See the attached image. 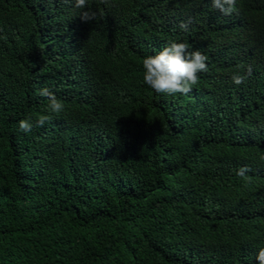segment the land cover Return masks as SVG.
I'll list each match as a JSON object with an SVG mask.
<instances>
[{"label":"trees","instance_id":"1","mask_svg":"<svg viewBox=\"0 0 264 264\" xmlns=\"http://www.w3.org/2000/svg\"><path fill=\"white\" fill-rule=\"evenodd\" d=\"M236 9L88 0L83 22L74 0H0V264H257L264 0ZM173 41L208 57L187 95L143 82Z\"/></svg>","mask_w":264,"mask_h":264},{"label":"clouds","instance_id":"2","mask_svg":"<svg viewBox=\"0 0 264 264\" xmlns=\"http://www.w3.org/2000/svg\"><path fill=\"white\" fill-rule=\"evenodd\" d=\"M101 4L109 5L110 0H99ZM88 0H74L76 8L81 9L80 19L83 22H92L97 18V13L84 10L87 8ZM212 6L219 10L223 15L229 16L237 11V0H211ZM190 23V22H189ZM181 30L188 31V23H181ZM6 39V37H4ZM208 57L201 51H190L187 43L170 42L169 46L159 51L154 56H148L142 60L143 82L158 94L176 95L189 94L195 85L199 83V73L207 72ZM251 71V68L248 69ZM232 82L239 86L246 76L240 71L233 73ZM38 96L46 98L48 108L52 113L59 114L64 110V104L47 88H41L36 93ZM47 115H41L36 121V126L43 127L48 122ZM33 123L30 119L21 120L19 129L24 133L31 132ZM251 169L241 167L236 170V175L245 180L249 177L246 173ZM257 264H264V248L257 254Z\"/></svg>","mask_w":264,"mask_h":264}]
</instances>
